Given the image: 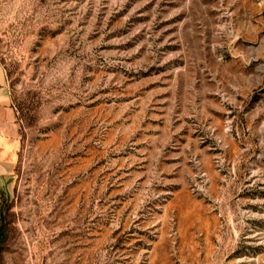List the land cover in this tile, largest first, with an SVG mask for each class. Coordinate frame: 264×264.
I'll list each match as a JSON object with an SVG mask.
<instances>
[{"label": "rangeland", "instance_id": "374dc122", "mask_svg": "<svg viewBox=\"0 0 264 264\" xmlns=\"http://www.w3.org/2000/svg\"><path fill=\"white\" fill-rule=\"evenodd\" d=\"M0 64V264H264V0H0Z\"/></svg>", "mask_w": 264, "mask_h": 264}, {"label": "crops", "instance_id": "0c3cea01", "mask_svg": "<svg viewBox=\"0 0 264 264\" xmlns=\"http://www.w3.org/2000/svg\"><path fill=\"white\" fill-rule=\"evenodd\" d=\"M19 151L17 112L6 71L0 64V194L12 187Z\"/></svg>", "mask_w": 264, "mask_h": 264}, {"label": "trees", "instance_id": "16d2710c", "mask_svg": "<svg viewBox=\"0 0 264 264\" xmlns=\"http://www.w3.org/2000/svg\"><path fill=\"white\" fill-rule=\"evenodd\" d=\"M7 225L6 219L4 218L2 212L0 213V247L6 242L7 240Z\"/></svg>", "mask_w": 264, "mask_h": 264}]
</instances>
